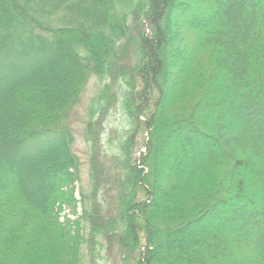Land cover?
I'll list each match as a JSON object with an SVG mask.
<instances>
[{"label": "trees", "instance_id": "1", "mask_svg": "<svg viewBox=\"0 0 264 264\" xmlns=\"http://www.w3.org/2000/svg\"><path fill=\"white\" fill-rule=\"evenodd\" d=\"M114 240L124 264H264V0H0V264H97Z\"/></svg>", "mask_w": 264, "mask_h": 264}, {"label": "rangeland", "instance_id": "2", "mask_svg": "<svg viewBox=\"0 0 264 264\" xmlns=\"http://www.w3.org/2000/svg\"><path fill=\"white\" fill-rule=\"evenodd\" d=\"M258 6L260 2L255 3ZM106 83L111 84V80H101L97 76L91 77L81 100L73 108L69 125L73 130L75 141H74V151L80 156L81 165H80V182L77 183L76 197L81 198L82 190L87 191L90 183V145L86 141V129L88 125L89 111L92 104L93 98L98 95L102 86ZM112 95L109 98L108 113L103 117L102 129L100 131V144L103 146L105 152V159L107 164L118 171V168L115 163V146L119 143V140L123 137L124 132L128 129L129 125L127 122V117L123 107L121 105V94L119 92L118 84L112 86ZM115 92V94H114ZM143 149V148H142ZM141 149V151H142ZM114 159V162H113ZM107 196V195H106ZM105 198V197H104ZM66 214H70V211L67 209ZM79 213H82V208H79ZM72 217H76L71 214ZM105 248L102 251V256L98 259L97 264H124L122 261V256L120 254L121 250L119 244L116 240L110 245L107 242H104ZM248 249V248H247ZM83 264H91L89 257L85 255Z\"/></svg>", "mask_w": 264, "mask_h": 264}]
</instances>
